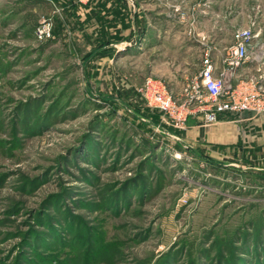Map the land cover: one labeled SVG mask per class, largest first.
<instances>
[{"label": "rangeland", "instance_id": "374dc122", "mask_svg": "<svg viewBox=\"0 0 264 264\" xmlns=\"http://www.w3.org/2000/svg\"><path fill=\"white\" fill-rule=\"evenodd\" d=\"M79 4L0 0V264H264V125L209 143L136 96L152 75L180 98L238 27L263 55L264 0Z\"/></svg>", "mask_w": 264, "mask_h": 264}, {"label": "built area", "instance_id": "2783aa9c", "mask_svg": "<svg viewBox=\"0 0 264 264\" xmlns=\"http://www.w3.org/2000/svg\"><path fill=\"white\" fill-rule=\"evenodd\" d=\"M53 25L52 17L43 16L35 26V35L40 39L51 37ZM255 35L251 27L236 28L233 41L223 56V67L217 73L211 49L206 48L198 75L187 84L180 98L173 95L161 79L152 75L147 76L137 89L147 105L161 111L166 124L178 128L185 126L191 114H201L206 124L216 121L224 112L263 114V75L251 76L235 85L230 82L238 67L250 57Z\"/></svg>", "mask_w": 264, "mask_h": 264}, {"label": "crops", "instance_id": "0c3cea01", "mask_svg": "<svg viewBox=\"0 0 264 264\" xmlns=\"http://www.w3.org/2000/svg\"><path fill=\"white\" fill-rule=\"evenodd\" d=\"M47 1L53 3L54 6L55 5L56 6H67V7L68 6H70V7L80 6L79 0L74 1L75 3L73 1H70V0L67 3H63L62 0H60V2L57 0H47ZM60 3H61V5H60ZM81 6H84V4H82ZM78 11H79V14L81 15V10L78 9ZM108 11H110V10H108ZM103 12H104V14H103L104 17L107 18V20H104V24H103L104 28H103L102 32L104 35H108V37L112 38L111 18H108L110 16L106 15L107 11L103 10ZM86 13L82 12L83 15H81V16L85 17ZM63 22H65V21L63 20ZM97 25L99 27L94 28L96 26H92V28L95 30L96 29L99 30V28H101V24H98V22H97ZM63 26L65 29L66 25L63 24ZM96 36H97V33H96ZM98 36L100 37V35H98ZM255 37H256V35L253 38L254 39L253 40L254 45L257 42L256 41L257 38H255ZM213 43H214V45L211 46L212 47V56H213L215 66H216L215 72L217 73L223 67V55H220V53H218V51L215 50L217 44L215 42H213ZM256 52L261 53V49L259 51H256ZM257 53H255L256 55L254 54L251 57H249L242 65H240L238 67L237 73L230 78L231 83H233L235 85V84H239L242 81H245V79L239 80V78H238L239 71H240L241 67H243L245 64H247L248 62H251V61L255 63L254 68H257V70L259 71V72L256 71L257 74L259 76L263 75V77H264V53H263V55L259 54L260 57H258ZM251 54H252V51H251ZM261 70H262V72H260ZM235 79H236V81H235ZM262 82H264V79H262ZM258 115L259 114H256L252 111H244L241 114H232V112H224V113L219 114V117L216 121L211 122L209 124H206L204 122L202 115L191 114V115H189L185 126L182 128L183 129L182 133H184L188 138H190V137L193 138V135H196V134L201 135V131H202V132H204L203 137H206L207 140L209 141V143L227 144V143H229V141H231L232 143H237V141L240 138H244L243 132H242L244 128L246 130V127H248V126L253 127V128L254 127L257 128L259 125H264V117H262L263 115H260V116H258ZM261 130L263 131L262 128H261ZM186 136H185V138H186ZM251 136L254 138V135H251Z\"/></svg>", "mask_w": 264, "mask_h": 264}, {"label": "trees", "instance_id": "16d2710c", "mask_svg": "<svg viewBox=\"0 0 264 264\" xmlns=\"http://www.w3.org/2000/svg\"><path fill=\"white\" fill-rule=\"evenodd\" d=\"M57 1H59L60 2V0H57ZM69 0H62V2L63 3H67ZM70 1H76V0H70ZM128 8V6H125V9H127ZM103 10H105V11H107L108 10V6H104V8H103ZM110 10V9H109ZM113 10V9H112ZM100 20L102 21H104V20H107V18H105L104 17V15L102 14V17H100ZM112 23V22H111ZM103 28H104V25H103V27L102 28H99V30L98 31H103ZM99 34V33H98ZM107 37V38H106ZM96 40V42H98V43H101V44H104V46L108 49V47H109V49H110V47H112V44L111 43H113V41L111 40L112 38L111 37H108V35H104L103 34V32L101 33V35H100V37L97 35V38H95ZM136 96H137V100H138V103L141 105V106H143L144 108H147V109H151L152 111H153V114H155L157 117L159 116L160 117V115H162V113H160L161 111L160 110H158L157 108H153V107H151V106H149V105H147L146 104V102H145V99H144V97H142L141 96V94H140V92L139 91H137V94H136ZM153 109H157L158 111H159V113H160V115H159V113L158 112H156L155 110H153ZM232 114H238V113H232ZM172 127V126H171Z\"/></svg>", "mask_w": 264, "mask_h": 264}]
</instances>
